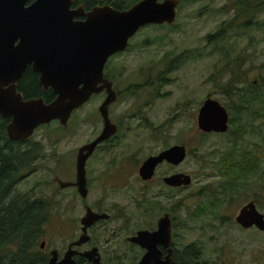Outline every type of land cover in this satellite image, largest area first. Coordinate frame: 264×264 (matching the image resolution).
<instances>
[{"label": "rangeland", "instance_id": "rangeland-1", "mask_svg": "<svg viewBox=\"0 0 264 264\" xmlns=\"http://www.w3.org/2000/svg\"><path fill=\"white\" fill-rule=\"evenodd\" d=\"M233 2L187 0L174 25L144 28L131 40L126 53L105 66L104 73L121 92L109 110V118L119 125V132L109 151H102L105 155L100 153L90 166L91 178L107 168L112 174L107 182L112 188L106 193L109 201L105 205L113 219L104 229L95 231L94 236L101 243L114 241L108 246L118 254L130 253L124 238L144 228L158 209L155 204H147L151 195L159 192L158 180L165 170H160L149 187L142 186L136 170L147 157L178 145L184 146L188 153L178 172L191 177L192 187L180 192L177 198L189 211L211 198L206 192L221 191L218 185L222 181L219 172L222 158L235 155L236 150V156L248 157L251 162L257 155L260 161L257 177L237 181L234 189L225 193L227 198L222 194L215 197L218 198L215 210L194 224L188 222L185 209L178 212L175 223L180 244L194 243L201 251V260L207 264H264V233L243 231L234 223L243 205L264 194V12L255 15L248 28L242 26L240 19V23L224 32L221 40L206 41L221 24L225 27L233 20ZM181 55L179 64H173ZM171 61L170 70L160 75ZM133 87H138L134 94ZM234 90L240 94L235 93L230 99ZM226 92L229 93L225 95ZM242 94L251 96L252 108L247 115H236L232 107L240 105ZM207 98L224 107L234 123L228 125L224 135L200 140L196 120ZM102 101L103 98L97 97L75 112L64 131L52 123L36 130L30 139L42 146L36 162L39 171L20 183L14 192L45 200L58 193L51 202L42 238L37 242L38 246L45 242L47 254L55 250L62 255L67 245L79 237L84 212L73 191L55 192L57 187L53 183L47 186L46 182H51L55 175L68 179L67 172L74 170L77 150L102 129L98 115ZM106 156L105 163L113 160L110 168L107 164L102 166ZM243 183L248 184V189ZM239 184L244 185L243 189ZM100 186L101 193L94 188L89 203L106 191L104 185ZM165 193L162 191L160 195ZM143 197L147 198V204H141ZM166 206L169 204L160 205L155 218L168 209ZM258 210L264 215L262 202ZM181 225H185V230ZM112 232H117L116 237L110 235ZM125 259L115 264H130Z\"/></svg>", "mask_w": 264, "mask_h": 264}, {"label": "water", "instance_id": "water-1", "mask_svg": "<svg viewBox=\"0 0 264 264\" xmlns=\"http://www.w3.org/2000/svg\"><path fill=\"white\" fill-rule=\"evenodd\" d=\"M159 1L142 0L126 11L96 7L82 15L71 10L72 0H0V118L9 121L6 126L9 141H29L38 128L53 122L66 128L71 115L92 96L106 95L98 108L102 131L78 152L75 186L82 198L86 195L85 160L98 145L117 133L108 116V107L116 96L112 83L104 77L105 66L111 57L126 51L129 41L140 29L174 25L176 9L182 0ZM81 16L85 20L76 21ZM27 67L40 75L39 83L44 89L52 90L56 97L54 101L48 104L40 99L24 101L17 93L16 84ZM228 122L225 108L217 101L207 99L198 111L196 126L202 134H224L228 131ZM185 157L184 147H173L147 159L139 171L140 177L149 180L159 164L166 162L177 166ZM164 183L170 187H189L191 178L177 175ZM106 219L105 215H95L86 209L80 220L79 240L69 247L60 262H57V253H52L48 264H75L72 257L78 254L71 248L85 244L89 240L87 230ZM235 224L243 229L254 227L264 233V217L253 203L239 211ZM170 233V222L165 216L159 221L157 232H140L129 239L130 243L147 252L139 264H173L170 251L162 262L160 252L155 249L157 244L168 248ZM79 256L99 264V258L92 259L96 250Z\"/></svg>", "mask_w": 264, "mask_h": 264}, {"label": "flooded vegetation", "instance_id": "flooded-vegetation-1", "mask_svg": "<svg viewBox=\"0 0 264 264\" xmlns=\"http://www.w3.org/2000/svg\"><path fill=\"white\" fill-rule=\"evenodd\" d=\"M72 1H73V4L71 5V10L72 11H79V12L82 13V15L90 13L96 7H109V8H112V9L115 10L114 6L116 4L120 5V4H122L124 2L122 0H72ZM140 1H142V0H139L138 2H140ZM162 1L163 0H160L159 2H162ZM183 1L184 0H182V2L177 6L176 18H177V15L179 14V11H180V9H181V7L183 5ZM138 2H136L135 4H137ZM30 3H32V1ZM135 4H133L132 6H134ZM84 20H85L84 16H81L79 19H76V21H84ZM162 26H164V25H162ZM148 27H157V26H148ZM159 27H161V26H159ZM145 28H147V27H145ZM143 29H140L138 31V33L141 30H143ZM131 40L129 41V43L131 42ZM129 43H128V47H127V49H126V51L124 53H126L127 50L129 49ZM124 53H120V54H117V55L111 57L109 59L107 65L109 64V62L112 59H114L115 57H118V56H120L121 54H124ZM104 77H105V79L107 81L112 83V90H113V92H114V94L116 96V100L108 107V116H109V110L119 100V98L121 97V92L118 91L116 85L113 83V79L111 77H109L108 74L104 73ZM39 80H40V75L37 74V73H34L31 70L30 67H27L25 69L24 73L22 74V76L20 77L19 81L16 84L17 93L21 95V97H22V99L24 101L39 100L40 99L45 104L51 103L52 101L55 100V98H56L55 95L53 94V92H52V90L50 88L44 89V87L39 83ZM105 96L106 95L104 93H102L99 96H92L91 99L85 105H87L90 101H92L93 99H95L97 97L103 98V101H104ZM207 99H209V98H207ZM85 105H83L82 108ZM72 115H71V117H72ZM8 123H9V121H8ZM53 123H57V122H53ZM111 123H112V121H111ZM101 124H102V121H101ZM113 125L116 126V128H117L116 135L111 137L109 140L104 141L103 143L98 145L94 149L92 154L85 160V163H84V178H85V189H86L85 198H82V196L80 195V193L78 191V188L75 186V184H76V161H77V157H78V152H79V150L82 147H84L85 145L93 142L100 135L102 129L91 141H89L88 143H86L85 145H83L82 147H80L77 150L76 156H75L74 170L73 171L69 170V172H67L68 175H69L68 179L64 180L59 175H55V176H52V179H51L52 181L51 182L50 181L46 182L47 186L50 185V183H53V185H55L57 187V190H55V192H59L60 193V192L66 191V190H71V191H73L75 193L76 197L79 199V201L81 203L82 210L84 212V215H83V217L81 219L84 218V216L86 214V209H89L95 215H99V216L105 215L107 217L106 220H101V221L96 222L94 225H92L87 230V236H88L89 240L85 244L81 245L80 247H72L71 248L72 252H75V253L78 254V255L73 256L72 260L74 261L75 264H92L89 261V259L82 258L79 255L80 254H84V253H89L92 250H96V256L94 258H92V259L95 260V259L99 258V264H115L116 262H118L119 260H121L123 258H126L125 261L127 260V262H130V264H139L140 261L145 257L147 252H146L145 249H142L141 247L130 243L128 240L131 239V238H134L140 232H147V233H150V234L157 232L159 221L161 219H163L165 216H167L168 219H169V222H170L171 242H170V244H169L167 249H165L161 244H157L155 249H156V251L160 252V255H161L160 260L162 262L169 255L167 253V251L168 252L170 251V253H171L170 261L173 264H183V263H181L178 260V258H177L178 255L180 253L185 252V250H188L190 248L192 250H194L195 249V246H194L195 244L194 243H189L187 245L182 246V244H180L181 236L176 234L177 223H175V220L178 217L177 214L179 212L178 208H179V203H180L178 198H177V196H178V194L180 192L188 190L190 187H192V179H191V184H190L189 187L188 186L187 187H184V186H181V187H170V186H167L164 183V180L169 179V178H171L173 176H177V175L188 176L186 174L178 172L179 166L182 165L184 162L181 163L180 165H177V166L171 165V164L166 163V162H163V163L159 164L154 169L153 175H152V177L149 180H143L140 177V174H139V171H140V169L142 167V164L147 159L152 158V157H156V156H158L160 153H162L164 151H167V150H169V149H171L173 147H178V145H174V146L165 148V149L161 150L159 153H157L156 155L147 157L145 160H143L141 162V164L139 165L138 169L136 170L138 180L141 182L142 186H145V187H149L150 185H152L155 182V180L158 178V174H159L160 170H165V173L163 175H161V177L158 180L159 181L158 182L159 192L154 194V195H151L152 198L150 199L149 204H147V198L143 197L144 199L143 198L141 199V201H142L141 204H147V205H150V206H151V204H155L156 208H158V209L160 208V205L162 203L169 204V206H166L168 209L159 212L160 215L157 218H155V215L157 214L158 209H157L156 213L154 214V216L153 215L152 216L148 215L151 218H148L150 220L148 222H146V224H145L146 226L144 228L138 229V230H136V232L132 233L129 237L124 238L123 242H124V244L126 246H128L131 249L130 253L129 254H126V253L118 254L116 252V250H113V249L110 248L111 246H108V245H111V244H115L114 241L101 243L100 241H98L95 238V236H94L95 231L98 233V230L104 229V227L107 224H109V222L112 221V219H113L112 216H111V211L107 210L109 207L105 205L109 201V196L106 193L112 188V185H108L107 182L112 177V174L110 172V169L107 168V169L103 170L101 173H98L96 176L92 175V178H91L90 176H91V171L92 170H91L90 166L92 165L93 161L95 162L96 159H98V156H99L100 153L104 156L105 153H103V152H108L109 151L108 149L110 147H112L113 143L118 139L117 134L119 132V125H116V124H113ZM228 125H229V122H228ZM40 128H42V127H40ZM40 128H38V129H40ZM224 134H213V133H210V134H203V135L211 136V135H224ZM182 147H184V146H182ZM185 150H186V148H185ZM187 154L188 153H187V150H186V157H187ZM186 157H185V159H186ZM107 158H108V156L103 158L102 161L104 163L102 164V166L104 164H107L109 166V168H110V167L113 166V160H108L105 163V160ZM30 166L33 167V169L31 171H29V172H24L23 178L20 181L21 184L24 181L28 180L30 177H33V175L37 171H39V169L37 168V166H38L37 163H32ZM19 184L15 185V189L14 190H11L10 194L8 195V199L7 200L13 199V197H15L17 195V194H15L14 191L16 190V188L18 187ZM101 184L104 185L106 191L103 192L100 195V198H98L99 196H97L92 201V203H89V198H90L92 190L94 188L96 189V191H99L101 193V186H100ZM162 191L166 192L164 194L165 196H161L160 195V194H162ZM19 195L23 196L22 198H24V200H21L22 202H24V201L33 202V201H36V200H43L44 202H46L47 203V209L46 210H47V214L49 216V212H50V209H51V202H53L54 198L56 196H58V193H53V195L50 197L49 200H47V199L45 200L43 198H35L33 195H29V194H19ZM261 202L264 204L263 197H262ZM248 203H253L255 205L256 210L259 212L258 204H257L256 200H253V201L248 202ZM248 203H246L245 205H247ZM103 205H105V207ZM147 205L143 206L141 209H145ZM245 205H243L238 210V213L236 214V216L234 218V223H235L236 217L239 214V211ZM159 211H160V209H159ZM147 213H149V210L147 212H145L144 214L147 215ZM161 213H163V214H161ZM260 214H262V213H260ZM263 217H264V215H263ZM79 224H80V222H79ZM237 227H239V226H237ZM239 228L241 230H243V231H255V232H258V233H262V232L256 230L254 227L249 228V229H243L241 227H239ZM183 230H185V228H183ZM110 235H113V237H116L117 232H112ZM80 236H81V226H80V235H79V237L77 239L71 241L67 245L66 250H65V252L62 255L59 254L55 250H53V251H51L50 253L47 254L46 253V244H45V242H41L40 245L38 246V251H39L38 253H39V255L41 257L44 258V260H46L44 264H48L49 263V261L52 258V253H54V252L57 253V262H60L62 260L63 256L68 252L69 247L72 244L76 243L79 240ZM105 241H107V240H105Z\"/></svg>", "mask_w": 264, "mask_h": 264}, {"label": "trees", "instance_id": "trees-1", "mask_svg": "<svg viewBox=\"0 0 264 264\" xmlns=\"http://www.w3.org/2000/svg\"><path fill=\"white\" fill-rule=\"evenodd\" d=\"M122 1H124L122 4L114 6L115 10H128L139 0ZM186 2L187 0H184L183 5ZM232 9L235 11L233 20L227 23L225 27V24H221L213 35L207 36L206 41L208 43L221 40L224 32L236 25L240 19L243 20L242 26L248 28L255 15L264 12V0H234ZM182 57V55L176 57L173 60V64H179L178 61ZM170 66H172V61L169 65L164 66L160 75H165L166 71L170 70ZM131 90H133L134 94L138 90V87H133ZM227 93L229 92H226L225 95ZM235 93L240 94L239 91L234 90L230 99L235 97ZM239 101L241 102L239 106L233 104L232 111L236 115L249 114L253 104L251 96L242 94L239 97ZM233 123L234 120H229V125L233 126ZM7 124L8 120L0 118V264H44L46 260L39 255L37 242L42 238V229L48 221L47 203L43 200L22 202L21 200H24V198L19 194L13 197V199L7 200L11 190H14L15 185L19 184L22 180L24 172L31 171L33 167L30 165L36 163L39 157H41L42 146L32 140L9 141L6 135ZM63 129L65 128L58 127V130L64 131ZM241 130V134L244 133V128H241ZM197 136L200 137V140L210 137L209 135L200 133ZM237 153L238 151L236 150ZM236 154H230L228 158L220 160L222 169L219 172L222 174V181H220L218 188L221 191L216 190L213 192L211 190L209 194L206 192L211 198L207 202L201 203L193 211H189L186 205L180 204V201L178 211L180 212L184 209L187 211L186 216L189 223L194 224L201 217L210 215L209 211H214L216 208L214 202L218 200V196L222 194L227 198L225 193L233 190V185L236 186L238 184L237 181H247L251 177H257L259 172L257 166L260 162L257 155H255L251 162L248 160V157L243 158L239 155L236 156ZM243 184L248 189V184ZM243 184H239L242 189ZM215 197L218 198L216 199ZM262 197L259 196L254 199L257 204L261 205ZM181 226L185 228V225ZM194 246V250L190 248L180 253L177 257L178 260L183 264H207V262L201 260V251L198 246Z\"/></svg>", "mask_w": 264, "mask_h": 264}]
</instances>
